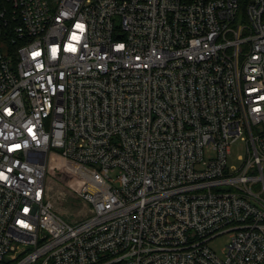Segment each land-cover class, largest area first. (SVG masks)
I'll list each match as a JSON object with an SVG mask.
<instances>
[{
  "label": "built area",
  "instance_id": "1",
  "mask_svg": "<svg viewBox=\"0 0 264 264\" xmlns=\"http://www.w3.org/2000/svg\"><path fill=\"white\" fill-rule=\"evenodd\" d=\"M26 245L15 264H264V0H0V264Z\"/></svg>",
  "mask_w": 264,
  "mask_h": 264
},
{
  "label": "rangeland",
  "instance_id": "2",
  "mask_svg": "<svg viewBox=\"0 0 264 264\" xmlns=\"http://www.w3.org/2000/svg\"><path fill=\"white\" fill-rule=\"evenodd\" d=\"M240 12H243V8H241ZM241 136L246 137L244 130H242ZM213 155V152L205 150V159L211 158ZM246 156L247 147L245 141H243L241 138H237L231 142L229 146V154L227 155L226 159L227 168L230 169V172L239 169L244 163ZM114 175V173H110L111 177H114ZM47 186L49 199L53 205V208L64 221L70 224H77L84 221L85 213L88 208L86 204H83L77 198H75L74 195L70 193L61 182L55 179L47 180ZM225 188H227L229 191H233L232 188L227 186L221 187V190H224ZM229 234L230 233L219 235L208 243V246L212 252L216 254L221 260L225 258V247L230 243ZM24 249L25 252L17 256V260L11 262V264H15L17 261L27 256L33 251L34 248L32 245H26ZM9 254H12V252H9L8 256ZM6 261H8L7 257L4 258V262Z\"/></svg>",
  "mask_w": 264,
  "mask_h": 264
}]
</instances>
